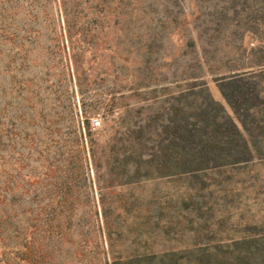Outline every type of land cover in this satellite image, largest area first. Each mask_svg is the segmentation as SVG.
I'll list each match as a JSON object with an SVG mask.
<instances>
[{
	"label": "rangeland",
	"instance_id": "obj_1",
	"mask_svg": "<svg viewBox=\"0 0 264 264\" xmlns=\"http://www.w3.org/2000/svg\"><path fill=\"white\" fill-rule=\"evenodd\" d=\"M240 4L245 8L237 16L225 14L232 24L264 14V0H0V264H110L195 239L202 226L196 211L205 212L215 193H199L189 204V181L124 185L128 180L102 162L95 169L87 140L105 122L113 127L126 108L139 121L155 97L185 85L205 83L209 96L222 102L199 49V25ZM227 25L216 61L245 54L264 37V27L251 22L244 33L247 26ZM257 170L264 175V168ZM150 192L158 195L155 216L168 208L164 215L185 220L171 232V243L155 239L144 250L151 230L136 224L135 199ZM262 192L258 185L241 189L238 201L250 204L245 218L264 212L253 204ZM163 198L172 200L168 207ZM188 218L197 225L189 227Z\"/></svg>",
	"mask_w": 264,
	"mask_h": 264
},
{
	"label": "trees",
	"instance_id": "obj_2",
	"mask_svg": "<svg viewBox=\"0 0 264 264\" xmlns=\"http://www.w3.org/2000/svg\"><path fill=\"white\" fill-rule=\"evenodd\" d=\"M243 6L223 9L219 17L199 25L202 27L197 37L199 49L205 57L207 71L217 78L222 102L209 96L205 83L185 85L162 97L164 100L155 97V102L149 105L151 111L139 121L134 109L126 108L114 117L113 127L105 122L100 131H95L97 138L87 140L95 169H101L102 162L109 172L128 180L124 185L132 183L142 188L151 183L189 181L185 195L189 204L201 197L199 193L209 194L210 198L216 194L215 202L204 207L205 212L196 211L202 226L194 230L195 239L191 243L179 249L174 245L159 253L146 251L114 257L110 264H264V212L245 218L250 204L238 201L241 189L264 187V175L257 170L264 168V37L245 54H233L224 62L215 59L218 54L215 47L220 36L226 34L227 23L234 28L247 26L249 22L254 27H264V14L260 17L259 11L244 25L235 18L232 24L226 18L229 10L237 16L236 9L244 10ZM249 28H244L242 33ZM188 41L193 46V41ZM232 43L228 40L227 47ZM244 62L248 65H243ZM105 115L106 120L109 113L106 111ZM141 196L135 199L139 203L136 224L145 231L151 230L145 236L143 249L146 250L155 239L168 242L171 232L185 219L178 214L164 215L162 211L168 208H161V213L155 216L152 210L158 195L150 192ZM263 197V192L257 194L253 202L261 210ZM162 201L168 207L172 200ZM179 202L183 200L174 204ZM215 207L220 210L213 221L209 215ZM233 217L238 221L233 222ZM184 222L189 227L197 225L189 218Z\"/></svg>",
	"mask_w": 264,
	"mask_h": 264
}]
</instances>
